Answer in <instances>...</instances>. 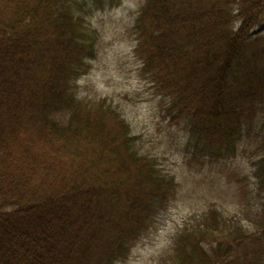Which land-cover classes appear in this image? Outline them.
Segmentation results:
<instances>
[{"label": "trees", "instance_id": "obj_1", "mask_svg": "<svg viewBox=\"0 0 264 264\" xmlns=\"http://www.w3.org/2000/svg\"><path fill=\"white\" fill-rule=\"evenodd\" d=\"M118 1L0 0V264L124 262L179 198L125 107L80 84ZM262 19L264 0H141L134 53L182 124L172 154L217 180L241 168L254 204L248 219L188 213L144 264H264V32L249 35Z\"/></svg>", "mask_w": 264, "mask_h": 264}, {"label": "rangeland", "instance_id": "obj_2", "mask_svg": "<svg viewBox=\"0 0 264 264\" xmlns=\"http://www.w3.org/2000/svg\"><path fill=\"white\" fill-rule=\"evenodd\" d=\"M141 0H119L99 15V28L103 31V42L98 57L91 70L84 75L80 84L82 89H93L109 95L125 107L131 119L133 130L141 133L149 150L157 153L164 164H168L180 181L179 198L171 207L165 222L158 231L144 243L133 249L128 260L118 264H144L163 249L172 231L185 219L188 213L199 211L207 205L217 204L220 210L243 218L252 215L251 198H247L245 171L238 167L210 173L180 164L172 154L175 135L183 133L182 124H169L164 117L165 102L139 73V60L134 53V35L131 25ZM98 16V15H97ZM234 30L239 26L234 20ZM264 19L259 20L249 30L264 32ZM173 160H177L173 163ZM178 162V163H177ZM196 169V170H195ZM244 178V179H243ZM244 180V181H243ZM242 188V190L240 189ZM249 199V200H248ZM253 202V200H252Z\"/></svg>", "mask_w": 264, "mask_h": 264}]
</instances>
